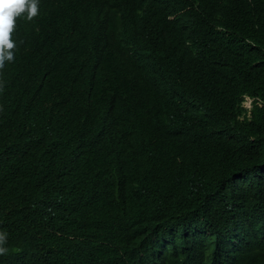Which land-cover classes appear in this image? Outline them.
<instances>
[{
    "label": "trees",
    "instance_id": "trees-1",
    "mask_svg": "<svg viewBox=\"0 0 264 264\" xmlns=\"http://www.w3.org/2000/svg\"><path fill=\"white\" fill-rule=\"evenodd\" d=\"M161 1L17 18L0 264H264V0Z\"/></svg>",
    "mask_w": 264,
    "mask_h": 264
},
{
    "label": "clouds",
    "instance_id": "clouds-1",
    "mask_svg": "<svg viewBox=\"0 0 264 264\" xmlns=\"http://www.w3.org/2000/svg\"><path fill=\"white\" fill-rule=\"evenodd\" d=\"M186 0H169L156 3L153 9L159 14H170V19L177 16L180 11V5ZM38 0H0V67L5 62H11L14 59L13 49L16 47L15 42L11 39V33L15 28L17 18L24 16L31 20L38 14ZM246 103L249 105L245 106ZM242 107L249 110L251 108V100L245 98ZM4 234H0V241L5 239Z\"/></svg>",
    "mask_w": 264,
    "mask_h": 264
},
{
    "label": "rangeland",
    "instance_id": "rangeland-1",
    "mask_svg": "<svg viewBox=\"0 0 264 264\" xmlns=\"http://www.w3.org/2000/svg\"><path fill=\"white\" fill-rule=\"evenodd\" d=\"M246 105L248 106V105H249V103H246V104H245V106H246Z\"/></svg>",
    "mask_w": 264,
    "mask_h": 264
}]
</instances>
